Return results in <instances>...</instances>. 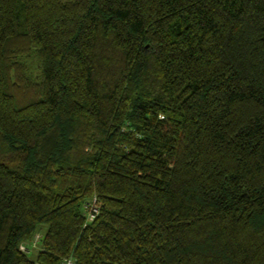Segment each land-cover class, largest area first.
<instances>
[{"label": "trees", "instance_id": "obj_1", "mask_svg": "<svg viewBox=\"0 0 264 264\" xmlns=\"http://www.w3.org/2000/svg\"><path fill=\"white\" fill-rule=\"evenodd\" d=\"M69 258L264 264V0H0V264Z\"/></svg>", "mask_w": 264, "mask_h": 264}, {"label": "built area", "instance_id": "obj_2", "mask_svg": "<svg viewBox=\"0 0 264 264\" xmlns=\"http://www.w3.org/2000/svg\"><path fill=\"white\" fill-rule=\"evenodd\" d=\"M98 210L99 208H98L96 197H92L88 202L85 203L84 205V212H85V218H86L85 225L87 223L92 222L95 219V217L98 214ZM40 237L41 236H35V241L30 244L34 247L36 244V241H38ZM30 244H21L19 247L20 251L24 253H28V250H29L28 245ZM63 264H74V262L71 258H69V259H66Z\"/></svg>", "mask_w": 264, "mask_h": 264}, {"label": "rangeland", "instance_id": "obj_3", "mask_svg": "<svg viewBox=\"0 0 264 264\" xmlns=\"http://www.w3.org/2000/svg\"><path fill=\"white\" fill-rule=\"evenodd\" d=\"M33 65H34V62H32V66H33ZM31 77L34 78V77H36V76H31ZM45 230H46V228L43 227V226H41L40 231L37 233L36 236H40L41 233L45 232ZM34 241H35V238L32 240V242H34ZM32 242H31V243H32ZM28 247H29V250H28V253H27L26 255L28 256L29 259L34 260L35 257H36L37 252L39 251V250H38V247H39V245H38V241H36V244H35L34 247H33L31 244L28 245Z\"/></svg>", "mask_w": 264, "mask_h": 264}]
</instances>
